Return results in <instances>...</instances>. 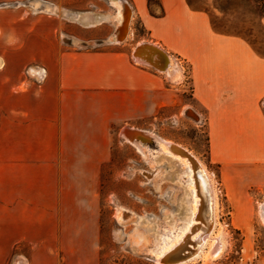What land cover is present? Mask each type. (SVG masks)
<instances>
[{"label": "crops", "instance_id": "1", "mask_svg": "<svg viewBox=\"0 0 264 264\" xmlns=\"http://www.w3.org/2000/svg\"><path fill=\"white\" fill-rule=\"evenodd\" d=\"M123 12L121 23L116 15ZM222 39L228 49L210 57ZM141 43L156 45L178 74L138 63L133 51ZM25 68L32 75L23 80ZM0 74L11 125L7 201L41 211L20 221L49 228L42 264H100L97 196L112 126L140 131L200 117L225 196L264 188V55L215 31L187 0H0ZM14 111L21 116L16 126ZM31 174H57V188L46 175L34 178L42 187H31ZM46 191L53 207L33 197ZM14 260L40 264L35 256Z\"/></svg>", "mask_w": 264, "mask_h": 264}, {"label": "rangeland", "instance_id": "2", "mask_svg": "<svg viewBox=\"0 0 264 264\" xmlns=\"http://www.w3.org/2000/svg\"><path fill=\"white\" fill-rule=\"evenodd\" d=\"M187 3L193 9L205 11L214 30L225 36L241 38L257 55H264V0H187ZM129 10L128 7L127 15ZM141 44L156 47L151 43ZM213 44L209 50L210 57L223 53L229 46L225 39ZM181 67L189 94L190 68L184 62ZM17 69H12L15 76ZM30 75V68H25L23 80ZM24 85L20 84L17 89L22 90ZM4 86L0 74V94H4ZM6 106L7 100L0 98V264H13L19 256H35L36 261L42 264L40 255L48 247V242L43 239H48L49 228L21 225L23 222L20 221L29 220L36 214L41 215V211H19L12 201H7L5 162L11 125L7 124L9 114ZM14 106H20L16 99ZM15 111L16 126V122H21V116ZM190 116L194 114L190 113ZM124 127H111V159L99 175L97 204L100 264H155L150 255L154 238L171 236L179 224L189 220V210L186 218L180 214L187 185L170 178L175 167L162 159L156 160L161 148L150 138L152 135L181 144L192 151L211 173L217 191L215 230L220 231L224 250L217 259L195 258L185 264H264V188L256 190L246 187L245 193L237 198L231 194L229 198L225 196L217 178L218 168L208 160L209 135L202 118L184 121L179 125L158 122L154 126L139 128L140 131ZM124 130L149 134L148 138H144L142 151L124 138ZM234 149L238 150L235 154L244 151L239 147ZM45 175L47 179L50 177L49 186L57 188V174H31L30 186L35 189L42 187L34 178ZM36 192L34 190L33 193ZM33 197L40 199L46 208L53 207L56 201L49 191L45 195L40 193ZM148 227L153 229L150 237L146 233ZM143 233L148 237L147 240L143 239L146 241L145 246L139 250L134 247V243Z\"/></svg>", "mask_w": 264, "mask_h": 264}, {"label": "bare ground", "instance_id": "3", "mask_svg": "<svg viewBox=\"0 0 264 264\" xmlns=\"http://www.w3.org/2000/svg\"><path fill=\"white\" fill-rule=\"evenodd\" d=\"M120 14L117 13L116 19L118 20L120 18V22L122 23L124 12ZM125 18L126 15H124V19ZM129 21L130 10L129 17L123 24V28L124 30H126V35L128 34ZM117 41L119 42L120 40L117 39ZM134 57L138 63L153 66L160 72H168L171 70V72H175L176 74H178L175 65H172L170 63L168 57L165 56L161 51H159V49L151 45H139L138 48L134 51ZM122 135L127 141L133 143L139 150H141L142 148V143L145 142L144 138L149 137V134L137 133V131L135 133L134 131L128 130H124L122 132ZM150 138L154 139L155 143L161 148L159 155H157L156 157V160L158 158L162 159L164 160V162L170 163L173 167H175L174 171H172V173L170 174V178L180 183H186L187 189L185 190L186 193H184L186 195L183 199L182 210L180 214H182L186 218L189 210V220L183 221L182 224H179L180 226L176 228L172 235L170 234L171 236L168 235L164 238H154L155 242L152 245V249H150L151 259L155 264H160L161 259H164V255L173 250L176 245L183 241V238L185 236L187 237L184 238L183 243H192L196 239V237H200L204 234H206V236L200 240L202 241V245L200 246L197 253L189 260L176 264H185L194 260L195 258L202 257L210 259L212 258L213 260L217 259L224 250V241L221 239L220 231L215 230L217 226L218 203L217 191L211 177V173L208 171L205 164L201 160H199L192 151L181 146V144L167 141L154 135H152ZM184 156H187L190 159L192 158L196 162V164L190 163L189 160ZM208 185L210 187V190L208 189ZM210 216L212 223L211 228ZM151 230L153 229H151L150 227L146 229V233L149 235V237ZM191 234L193 235L191 236ZM142 235L143 236L136 240L134 243V247L138 248L139 250L144 248V244L146 242L143 241V239H146L147 235H145L144 233ZM196 245L197 244H194L191 247L185 246L184 249H188L189 251H191V249H194ZM181 247L182 245H180L179 248H175L174 251H178ZM178 257L179 255L174 258H166L163 261L170 264L174 262Z\"/></svg>", "mask_w": 264, "mask_h": 264}, {"label": "water", "instance_id": "4", "mask_svg": "<svg viewBox=\"0 0 264 264\" xmlns=\"http://www.w3.org/2000/svg\"><path fill=\"white\" fill-rule=\"evenodd\" d=\"M138 48V46H136V48H135V50ZM134 54V53H133ZM134 58V57H133ZM153 67V66H152ZM184 157H186L188 160H189V162L190 163H193V164H196V162L191 158H189V157H187V156H184ZM200 172H201V170H200ZM208 189L210 190V187H209V185H208ZM211 225H212V223H211V216H210V228H211ZM197 232V231H196ZM208 234V233H207ZM193 234H191V236H192ZM206 236V234H204V235H202V236H200V237H196V239L192 242V243H188V242H184L183 243V241H184V238H186L187 236H185L184 238H183V241H181L178 245H176L175 247H174V249L175 248H179V246L180 245H182V247L178 250V251H174V249L173 250H171V251H169L167 254H165L164 255V259H166V258H174V257H177L178 255H179V257L178 258H176V260L174 261V262H172V263H170V264H176V263H179V262H183V261H186V260H189L190 258H192L196 253H197V251L199 250V248H200V246L202 245V241H200L202 238H204ZM200 238V239H199ZM194 244H197L196 245V247L194 248V249H191V251H189L188 249H184L185 248V246H189V247H191L192 245H194ZM174 251V252H173ZM164 259H161V261H160V264H168V263H165L163 260Z\"/></svg>", "mask_w": 264, "mask_h": 264}, {"label": "trees", "instance_id": "5", "mask_svg": "<svg viewBox=\"0 0 264 264\" xmlns=\"http://www.w3.org/2000/svg\"><path fill=\"white\" fill-rule=\"evenodd\" d=\"M216 31V30H215ZM218 33H220V32H218ZM222 34V33H221Z\"/></svg>", "mask_w": 264, "mask_h": 264}]
</instances>
